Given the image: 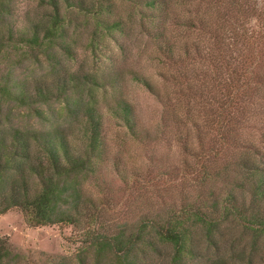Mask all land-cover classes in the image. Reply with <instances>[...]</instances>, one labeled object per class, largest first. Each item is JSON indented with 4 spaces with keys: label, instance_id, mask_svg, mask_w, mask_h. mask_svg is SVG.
<instances>
[{
    "label": "trees",
    "instance_id": "16d2710c",
    "mask_svg": "<svg viewBox=\"0 0 264 264\" xmlns=\"http://www.w3.org/2000/svg\"><path fill=\"white\" fill-rule=\"evenodd\" d=\"M172 1L34 0L36 7L25 9L19 19L17 0H0V66L14 57H28L41 63L38 65L40 72L32 70L23 78L14 76L12 65L2 69L0 102L33 107L31 113L48 122L43 128L25 127L14 123L9 114L0 118V215L17 208L25 222L33 227L55 224L79 227L86 222L75 262L67 257H54L51 264H142L143 252L155 251L157 244L170 247L169 264H191L192 259L202 256L201 240L208 245H217L221 240L234 248L242 241V235L248 234L250 250L256 251L259 243L264 247V133L263 148L250 147L249 150L245 147L236 155L235 152L230 154L232 146L229 145L228 155L224 151L220 158L212 160L195 155L197 165L205 173L197 181L198 190L208 189L206 194L211 197L201 199L198 204L188 202L178 210L173 207V212L165 215L150 213L107 230L102 225L104 217L99 200L83 187L82 180L95 173L108 154L101 102L109 117L118 120L135 140L145 139L150 133L139 127L133 105L120 94L125 73L92 72L79 70V67L72 70L66 66L68 60L75 59L76 46L85 32H88V42L84 48L91 52L95 61L101 59L103 48L110 46L117 32L124 33L128 21L134 18L129 9L141 15L143 28L152 27L148 33L163 66L169 65L170 70L184 63L196 66L192 54L201 52L203 44L207 49L205 61L212 65L214 80L219 83L223 77L229 92L222 108L233 106L239 93L254 84V91L259 94L256 97L260 100L258 107L264 115V76L258 78L255 73L252 77L254 64L264 62V7L255 14L253 27L248 32L238 23L246 10L236 7L231 22L228 8L213 10L209 3L203 8L205 13L198 16L200 25L189 24L204 31L209 40L184 41L181 45L180 37H172L170 33L174 26L170 28L167 22L170 19L174 23L173 16L169 15ZM179 19L183 31L186 21L183 17ZM224 19H229L230 27L237 31L220 37L222 34L215 29L220 27V31L223 29L228 34L226 30L230 28L222 23ZM236 37L244 38L250 49L238 54L240 63L232 67L226 54L233 55L230 43ZM228 38L233 40L226 42ZM214 49L217 55L212 53ZM220 60L224 63L219 73L216 69ZM188 71H173L167 79L179 86L177 94L183 93L181 88L185 82L188 85L186 93L190 91L188 94L192 97L203 96L202 88L188 84L196 77ZM130 79L160 96L157 82L136 72ZM106 90L112 93L111 100ZM99 92H102L100 96ZM51 101H58L65 117L78 125L82 134L80 143L73 142L66 128L52 124L35 107ZM221 113L224 112L218 109L217 117L210 119V125L214 124L216 130L226 124ZM197 135L199 137V131ZM226 143L222 141L223 145H228ZM229 144L234 143L230 141ZM195 149L186 139V154H192ZM237 229L243 234L236 241L232 235ZM218 260L219 264H229L228 258ZM0 264H25L6 237H0Z\"/></svg>",
    "mask_w": 264,
    "mask_h": 264
},
{
    "label": "rangeland",
    "instance_id": "374dc122",
    "mask_svg": "<svg viewBox=\"0 0 264 264\" xmlns=\"http://www.w3.org/2000/svg\"><path fill=\"white\" fill-rule=\"evenodd\" d=\"M209 3L213 10L217 7L220 11L228 8L231 22L234 21L236 7L246 10L240 15L238 23L240 22L248 32L253 27L255 14L264 7V0H173L169 15L173 16L174 23L170 19L167 22L170 28L174 26L170 33L172 37H180L181 45L184 41L193 43L209 40V36L204 31L189 26L193 22L197 26L200 25L198 16L205 13ZM17 6L20 19L25 9H34L36 3L34 0H17ZM129 12L134 18L128 21L124 33L117 32L110 46L103 48L101 59L95 61L91 52L84 48L88 42V32H85L81 36L80 45L76 46L75 59L66 62V66L72 70L79 67V70L92 72L100 70L107 73L115 70L116 74L125 73L126 79L122 83L120 94L133 105L139 127L150 132L147 138L135 140L118 120L109 117L105 111V104L101 102L108 154L99 163L97 171L84 178L82 184L85 190L93 192L99 200L98 206L102 209L104 217L102 225L108 228L107 230L115 226L117 228L123 223L134 222L150 213L165 215L173 212V207L178 210L188 202L198 204L202 202L201 199H209L211 194H206L208 189L198 190L200 185L197 181L201 180L205 173L197 165L195 155L212 160L220 158L224 151H227L228 155L229 145L232 146L230 154L235 152L236 155L240 150L246 149L245 147L263 148L261 141L264 133V115L258 107L260 100L256 97L259 94L255 93L254 84L243 93H239L233 106H225L223 109L222 106L227 102L229 92L223 77L219 83L214 80L212 65L205 61L207 59L205 45L202 44L201 52L192 54V62L196 60L193 62L196 66L184 63L176 68L171 67L170 70L169 65L163 66L162 61L159 60V51L148 33L152 27L149 26L146 30L140 25L141 15L130 9ZM179 17H183L186 21L183 23L185 27L183 31ZM228 20L224 19L222 23L230 27ZM215 30L222 34L220 37L224 34L225 37L232 35L237 31L234 27L226 30L228 34L223 29L220 31V27ZM239 38H234L236 40L230 43L233 55L226 54L230 58L232 67L240 63V60H237L238 54L250 49L245 39ZM227 40L226 42H230L233 39ZM212 53L218 54L215 49ZM222 63L224 60L219 61L216 72L220 73L223 70ZM40 64L39 60L32 61L28 57H14L11 62L2 64L0 71L12 65L14 76L23 78L32 70L40 72L38 66ZM254 65L252 77L256 73V77L262 78L264 62ZM186 69L196 75L188 84L202 88L203 96L192 97L188 94L190 91L186 93L188 85L185 82L181 88L183 93L177 94L179 86L176 87L170 79H167L171 72L177 73ZM134 72L157 82L160 96H156L142 84L130 79ZM106 92L107 98L111 100L112 93L110 90ZM101 94L102 92L98 93L99 96ZM35 107L43 112L52 124L66 128L73 142L80 143L82 134L78 125L65 117L62 105L58 101L38 104ZM218 109L224 112L221 113V117L226 119L224 120L226 124L216 130L214 124L210 125V119L217 117ZM33 111V107H20L13 102H0V118L9 114L14 123L25 127H46L48 122H45V118L43 120L33 115L31 113ZM197 126L200 128L198 129ZM72 131L73 134L70 135ZM225 135L226 138H223ZM186 139L197 148L192 154H186L184 151ZM223 140H226L228 145H223ZM230 141L234 144H229ZM85 224L86 222L79 227L62 224L33 227L25 222L19 209L12 208L0 215V237L8 239L13 250L21 255V261L25 264H51V259L54 257H67L74 263ZM236 231L232 236L237 241L243 232L240 229ZM250 241L249 234L242 235V241L231 248L228 243H221V240H218L217 245H208L201 240L202 256L190 262L219 264L218 259L223 257L228 258L229 264H264V247L259 243L258 249L252 251L248 247ZM156 247L155 251L150 249L143 252L142 264H169L170 247L164 244H157Z\"/></svg>",
    "mask_w": 264,
    "mask_h": 264
}]
</instances>
